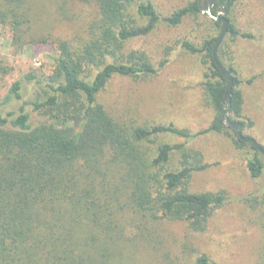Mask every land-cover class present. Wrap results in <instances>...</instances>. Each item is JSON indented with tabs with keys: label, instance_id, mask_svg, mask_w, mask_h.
Wrapping results in <instances>:
<instances>
[{
	"label": "trees",
	"instance_id": "16d2710c",
	"mask_svg": "<svg viewBox=\"0 0 264 264\" xmlns=\"http://www.w3.org/2000/svg\"><path fill=\"white\" fill-rule=\"evenodd\" d=\"M76 1L93 9L86 37L78 36V45L49 37L30 40L29 44L50 46L52 72L43 78L24 75L0 100V264H111L123 245L139 237L127 233L129 218L137 216L145 228L173 221L184 222L196 233L205 231L213 212L225 204L226 193L190 191L193 174L211 166L201 152L188 146L196 137L210 133L230 137L235 148L250 150L246 158L250 177L259 179L264 172L261 154L219 123L228 82L213 60L222 24L212 19L215 35L197 43L175 42L186 54L199 57L205 69L201 86L215 113L208 127L193 133L172 122L121 123L98 100L116 76L133 80L157 76L167 66L171 48L154 63L145 51L129 50L127 44L149 36L159 25L177 28L189 17L207 18L199 0H189L166 16L151 0ZM238 1L221 0L212 13L218 16L222 11L229 21L218 57L233 80L228 119L240 123L243 132L253 124L242 120V81L233 46L239 38L252 36L232 19ZM32 17L30 0H0V24L10 26L13 44L23 43ZM11 70L0 66V75ZM260 77L264 71L246 84ZM25 82L38 85L35 98L5 114L4 106L22 100ZM27 105L45 119L34 137L28 135L32 126ZM171 137L180 142H168ZM195 264L217 263L200 254Z\"/></svg>",
	"mask_w": 264,
	"mask_h": 264
},
{
	"label": "rangeland",
	"instance_id": "374dc122",
	"mask_svg": "<svg viewBox=\"0 0 264 264\" xmlns=\"http://www.w3.org/2000/svg\"><path fill=\"white\" fill-rule=\"evenodd\" d=\"M189 0H151L163 16L184 7ZM32 29L21 45L12 42L10 26L0 24V66L12 70L0 75V100L11 85L28 73L43 78L53 69L48 45L29 44L41 37L76 42L86 37L85 29L92 18L91 6L76 0H30ZM219 15L224 12L219 11ZM232 19L251 38H239L233 46L235 65L242 81L239 89L244 98L242 120L252 122L245 135L264 147V77L247 85L252 75L264 71V0H239L232 10ZM217 32L210 18L189 17L177 28L159 25L149 36L127 44L129 50L145 51L152 62L162 58L170 47L167 66L155 77L130 79L114 77L98 96L107 112L121 123L172 122L195 133L209 126L215 117L201 86L205 71L197 56L183 52L175 42L187 39L201 42ZM39 90L33 82L22 84V100H13L3 111L16 112L23 102H30ZM30 115L34 137L42 131L45 119L25 106ZM78 127V121L73 122ZM174 144L175 137L166 138ZM189 147L203 154L205 171L195 172L190 183L193 193H226L222 208L213 212L205 231L196 233L184 222L163 221L144 227L140 217L129 221L130 237L139 234L133 243L121 249L111 264H195L196 257L206 254L217 264H261L264 253V172L259 179L250 177L246 158L250 150L235 148L230 137L210 133L196 137ZM255 201L257 203H255Z\"/></svg>",
	"mask_w": 264,
	"mask_h": 264
},
{
	"label": "water",
	"instance_id": "95a60500",
	"mask_svg": "<svg viewBox=\"0 0 264 264\" xmlns=\"http://www.w3.org/2000/svg\"><path fill=\"white\" fill-rule=\"evenodd\" d=\"M220 1L221 0H199V2H198L199 9L201 10V12L203 14L207 15L213 21L222 24V28H221L217 43L213 49L214 63L216 65V67L218 68L219 72L221 73V75L228 82L224 96H223L226 107L221 111L219 123H220V125H223L226 127H231L234 130L237 138L240 141H242L244 143H250L255 148V150L261 154V156L264 159V148L254 138L245 136L243 134L240 123L232 122L228 119V113L230 111L231 93H232V89H233V80H232L231 74L226 69V67L222 64V62L220 61V59L218 57V49L221 46V44H222V42L225 39V36L227 34L229 21L227 20V18L224 15L214 16L212 13L213 6L217 2H220Z\"/></svg>",
	"mask_w": 264,
	"mask_h": 264
}]
</instances>
